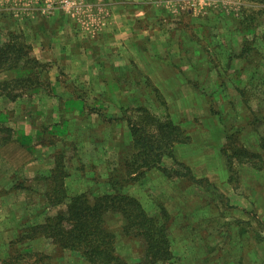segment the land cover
I'll return each mask as SVG.
<instances>
[{"label":"rangeland","instance_id":"374dc122","mask_svg":"<svg viewBox=\"0 0 264 264\" xmlns=\"http://www.w3.org/2000/svg\"><path fill=\"white\" fill-rule=\"evenodd\" d=\"M261 6L0 0V264H85L31 228L64 207H45L46 176L60 170L69 196L120 192L167 211L176 264H264ZM246 13L255 31L240 24ZM246 41L256 49L243 57ZM137 107L180 125L189 140L175 155L200 181L158 168L129 180ZM106 217L119 253L135 258L142 241L121 233L119 213Z\"/></svg>","mask_w":264,"mask_h":264},{"label":"trees","instance_id":"16d2710c","mask_svg":"<svg viewBox=\"0 0 264 264\" xmlns=\"http://www.w3.org/2000/svg\"><path fill=\"white\" fill-rule=\"evenodd\" d=\"M262 3L263 6L259 9L264 14V0ZM242 19L240 24L244 25L245 29L255 31L256 25L253 23L256 17L246 13ZM256 40L257 37L253 44ZM254 49L256 48L250 47L246 41L241 54L243 57L248 56ZM2 56L7 57V54L4 52ZM2 61L5 64V60ZM3 69L6 67L3 66ZM122 110L127 114L126 106H122ZM133 112L143 116L137 120L135 114L134 118L128 116L127 119L131 142L130 151L124 157L123 168L129 180L143 175L145 170L158 168L167 176L172 173L181 174L196 182L200 181L192 169L179 161L175 155V146L189 140L180 125L168 118L161 119L144 107H137ZM165 156L174 159L177 168L163 166L162 158ZM59 172L51 171V174L46 176L47 179L53 178L55 186L48 187L49 195H45V207H64L53 215H47L45 221L31 227L32 230H38V234L50 239L58 249L77 254L85 264H176L169 231L171 219L167 211L162 209L159 215H150L138 199L120 192H110L96 198H90L87 192L69 196L65 189L64 176ZM109 213H119L123 217L122 234L142 241L141 252L135 258L128 259L119 253L118 233L107 222L106 216ZM262 231L264 232V228ZM261 233L258 237L264 241V234Z\"/></svg>","mask_w":264,"mask_h":264},{"label":"crops","instance_id":"0c3cea01","mask_svg":"<svg viewBox=\"0 0 264 264\" xmlns=\"http://www.w3.org/2000/svg\"><path fill=\"white\" fill-rule=\"evenodd\" d=\"M42 55V53H41V50H40V56ZM43 56H45L44 54H43ZM48 56V55H47Z\"/></svg>","mask_w":264,"mask_h":264}]
</instances>
